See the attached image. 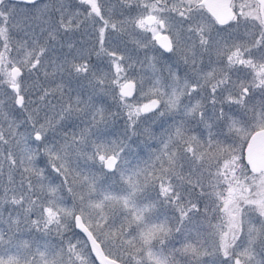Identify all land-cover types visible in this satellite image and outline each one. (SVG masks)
<instances>
[{
	"label": "snow or ice",
	"instance_id": "snow-or-ice-1",
	"mask_svg": "<svg viewBox=\"0 0 264 264\" xmlns=\"http://www.w3.org/2000/svg\"><path fill=\"white\" fill-rule=\"evenodd\" d=\"M107 3L20 0L21 8L15 0H0V180L5 166L9 185L14 172L21 175L19 186L0 196L14 209L7 219L0 214V225L12 232L24 223L60 237L56 245L21 243L5 239L0 229V264H179L177 256L188 264H208L205 257L211 264H264V0H123L137 15L119 29ZM82 24L94 29L98 50L69 43L67 54L56 55L58 37ZM129 24L144 37L138 47L168 55L166 61L145 55L147 92L144 77L130 78L126 70L142 62L118 54L119 41L116 50L104 46L106 33ZM92 52L107 57L114 71H93ZM40 72L56 87L39 84ZM89 77V85L113 90L121 112L79 96L72 100L70 85ZM49 97L60 104L61 121L86 111L89 127L71 137L64 133L58 142L47 115L55 107ZM133 97L148 103H131ZM14 109L25 119L10 117ZM167 113L175 123L160 140L156 162L133 169L125 159L126 141L148 114ZM118 115L124 117L123 138L109 139L116 135L108 130L110 119ZM97 164L119 181H99L90 170ZM173 234L183 244L169 250Z\"/></svg>",
	"mask_w": 264,
	"mask_h": 264
},
{
	"label": "rangeland",
	"instance_id": "rangeland-1",
	"mask_svg": "<svg viewBox=\"0 0 264 264\" xmlns=\"http://www.w3.org/2000/svg\"><path fill=\"white\" fill-rule=\"evenodd\" d=\"M45 2H50V0H45ZM130 2H133V0H130ZM146 2V0H145ZM70 3L75 4L76 0H70ZM19 4V3H17ZM123 5V0H108L107 7L111 8L112 10V16L111 20L112 22L117 24V28H120V22L129 20L137 15V10H129ZM20 7L23 8L24 5L20 4ZM73 11L75 9H72ZM80 11H84L83 8L79 9ZM106 18H108L106 16ZM96 27H100L98 24ZM226 26H218V28H225ZM94 31L92 29V26L90 24H82L79 29H77L74 33L70 32L68 35H62V37H58L60 40V43L56 45V47L59 49V51L56 53V55H60L61 52L64 54H67L69 52L68 44L72 43L75 45L76 48L83 49L85 51L91 50L93 46L95 45L97 50L99 48L98 44H95V36L91 33ZM233 29H228L227 32H231ZM243 31V30H241ZM139 30L133 29L131 25H126L125 30L121 31H109L106 33V39H105V48H107L109 51L116 50L117 48V41H119V49L120 52L118 54H123L127 58L129 55L132 56L133 61H140L142 63H135V67L133 70H126L128 71V75L130 78L138 79L140 77H144L145 79V92L148 91V88L150 85L147 83V76L150 75L151 69L148 67L147 62H145V55L148 57L155 56L158 60L166 61L168 60V55H161L159 52H153V51H147L145 52L144 49L137 46V41L144 39V37L138 35ZM227 32H223L222 35H227ZM23 34L17 35L15 39H20ZM194 39V38H193ZM111 45V47H109ZM2 45H0V51H2ZM204 62V64L208 63L209 58L207 56H204L201 58ZM213 60H215V56L212 57ZM89 67L96 71L97 69L101 70L102 73H108L110 71H114V69H109L107 65L109 64V60L107 57L101 56L97 57L95 52H92L91 56L89 57ZM183 67V65H181ZM215 66V64L213 65ZM126 67V66H125ZM159 67V65H157ZM207 70V69H206ZM51 71V69H49ZM241 75H244L243 73ZM35 76L38 78V83L42 84L45 88H55V84L51 83H45L43 72L35 73ZM111 78V77H110ZM89 79H93L92 77H89L88 79L80 78L78 81L74 80L73 83L70 85L74 91L72 92V100H75L77 96L83 101H85L88 104H94L96 107H103L108 112L111 113H118L122 110L118 107L116 100L114 99V92L111 88H106L103 91L100 88H96L93 85H89ZM233 79H235V76H233ZM248 80H251V77H248ZM31 83V81H29ZM59 83V80L57 81ZM137 92H139V84L137 85ZM206 95V94H204ZM102 97V99H100ZM32 99H36V95L34 94L32 96ZM49 99L52 101V104L55 105L54 108L50 109L47 113L48 117L54 121L55 125V137L56 140L60 143H63L61 140V136L64 133H68L69 137H71L72 133H76L79 135V133L85 129L88 128L89 125L87 121L90 119V117L86 114V111L84 113H81L79 115H73L72 117H68L65 120L61 121L60 117L56 114L59 111L60 104L57 103V99L49 97ZM67 99V97H65ZM210 99V97H209ZM259 99V97H257ZM148 99L145 98H139L133 97L131 100V103H138L141 104L142 102L146 101ZM187 103L188 101L185 99L184 101ZM195 101H193L194 103ZM205 104V108H210L211 105L208 103L207 100L202 101ZM33 105L32 107H34ZM82 108L85 107V105H81ZM227 110V109H226ZM5 112H8V109H4ZM29 111H31V108H29ZM10 117L20 121L24 120L26 114L23 113L21 110H12L9 113ZM43 115V113L41 114ZM149 119L143 123H141L140 127L136 129V134L131 136V139L126 141V143L129 144L128 153L125 157V159L129 162L130 167L135 169L137 166L140 168L145 167L147 164H154L156 162L155 154H158L159 149L163 147V145L160 143L161 138L165 137L166 131L175 123L174 120L170 119L171 113H167L164 116H160L157 114L156 116H152L151 114L148 115ZM179 119V117H177ZM124 117L123 115H118L113 119H110L108 130L116 133V135L109 137V139H117V137H120V133L124 130ZM5 129L7 128V125L4 126ZM191 127H196V125H191ZM202 127V126H201ZM21 132L24 131V128L20 129ZM196 135H199V132L197 131L195 133ZM49 135H53V132L50 131ZM121 139L123 137H120ZM35 147V145H33ZM87 152V154L91 155V149L90 147H85L83 149ZM83 156L80 157V163L83 164ZM91 163V161L89 162ZM42 167V165H41ZM92 172H95L97 175V178L99 181L107 184H113L117 183L119 181L118 176H112L108 174L107 171L100 172L99 171V164L96 165L95 168L90 169ZM77 171H80V169H77ZM87 169L84 170L85 174H87ZM45 174L47 175L48 172L46 170ZM13 179L15 181V184L9 185L8 183V173H7V166H5V171L3 174L2 180H0V196L3 195L4 189H8L11 187H18L21 181V175L20 171H16L13 173ZM49 179H52V177H49ZM69 184L68 186H71L73 177L69 175ZM27 181V177H25V184ZM61 178L55 179V184L60 185ZM11 195V193H9ZM61 196H64L67 200V194L66 191L60 193ZM68 207H71V203L69 202L67 204ZM16 211H19L17 209ZM9 212H14V209L11 205V203H0V214L3 215L4 219H7ZM168 215H171L172 213L169 211L167 213ZM215 223V221H214ZM0 229L4 230L5 232L8 231L7 228L4 225H0ZM37 234L35 238L32 239L33 234ZM73 233V232H71ZM39 232L38 230L33 229L30 225H25L24 223H21L19 228H14L12 232L6 233L5 239L8 238V236H11L14 242H25L27 241L29 244L32 241H37L39 243H48L52 245L59 244L60 237L56 235V232L53 231L52 234H46ZM56 235V236H55ZM72 238V235L70 234V231L66 232L64 234V241L65 245L67 244V241ZM172 243L169 244V250L172 248L179 249L182 247L183 244V238L178 234H173L172 237H170ZM75 242V241H73ZM176 259L179 261V264H188L187 259H181L180 256H177ZM208 264H211V258L205 257L204 258Z\"/></svg>",
	"mask_w": 264,
	"mask_h": 264
},
{
	"label": "trees",
	"instance_id": "trees-1",
	"mask_svg": "<svg viewBox=\"0 0 264 264\" xmlns=\"http://www.w3.org/2000/svg\"><path fill=\"white\" fill-rule=\"evenodd\" d=\"M131 100H132V99H131ZM131 100H130V102H131ZM33 199H35V197H33ZM36 218H37V217H36L35 215L32 216V219H36ZM69 231H70V234L72 235L71 232H73V230H69ZM6 233H8V231H6ZM43 235H46V234H43ZM50 235H54V234L51 233ZM36 236H37V234L34 233L33 236H32V239L35 238ZM55 236H56V235H55ZM30 243H32V241H31Z\"/></svg>",
	"mask_w": 264,
	"mask_h": 264
},
{
	"label": "water",
	"instance_id": "water-1",
	"mask_svg": "<svg viewBox=\"0 0 264 264\" xmlns=\"http://www.w3.org/2000/svg\"><path fill=\"white\" fill-rule=\"evenodd\" d=\"M15 1H20V0H15ZM164 34H167V33H164ZM152 98H157V97H152ZM143 103H148V100L142 102L141 104H143ZM106 171H107V170H106ZM97 263H98V262H97Z\"/></svg>",
	"mask_w": 264,
	"mask_h": 264
},
{
	"label": "flooded vegetation",
	"instance_id": "flooded-vegetation-1",
	"mask_svg": "<svg viewBox=\"0 0 264 264\" xmlns=\"http://www.w3.org/2000/svg\"><path fill=\"white\" fill-rule=\"evenodd\" d=\"M237 2L239 3V2H240V0H237ZM15 3H19V4H20V1H15Z\"/></svg>",
	"mask_w": 264,
	"mask_h": 264
}]
</instances>
